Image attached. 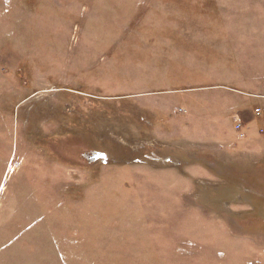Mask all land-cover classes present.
<instances>
[{
	"label": "rangeland",
	"instance_id": "obj_1",
	"mask_svg": "<svg viewBox=\"0 0 264 264\" xmlns=\"http://www.w3.org/2000/svg\"><path fill=\"white\" fill-rule=\"evenodd\" d=\"M236 83L264 94V0H0V264H264V160L231 156L246 189L198 141Z\"/></svg>",
	"mask_w": 264,
	"mask_h": 264
},
{
	"label": "crops",
	"instance_id": "obj_2",
	"mask_svg": "<svg viewBox=\"0 0 264 264\" xmlns=\"http://www.w3.org/2000/svg\"><path fill=\"white\" fill-rule=\"evenodd\" d=\"M204 89H212V92H214L213 95V100H212V109L214 110V105H215V101L214 100H218L219 104L218 107H221V103L223 102L224 105H226V107H228V111L227 113L230 114L232 113L235 115H238L240 117V119H236L234 121V131L236 133V125L239 123H243L245 125V130H247V137L244 140H239L237 137V133L235 135L234 139H231V141H226L225 140V136L221 135V131H219L220 135H216L213 137H207V135L203 134V131L197 134H201V136H198V141H201V149L200 151H204L203 149V145L204 144H210V147H217L219 149H221V151L219 152L221 155H225V156H229L230 153L231 154L227 160L225 158V160H220V156L217 155L218 157V164L219 167L216 169L218 171H222V170H230V166L232 164V160L230 159L231 156H233L234 154H237V151H242L243 147L246 145L247 147L250 146L249 151L250 155H260L261 158H259L260 160H264V154L258 153L253 151V147L252 146H256L258 144V142H262L264 144V125L262 128H259L257 125L254 124L255 120H256V116H255V110L258 109V107L260 109H264V94H255V93H250V88L249 86H247L246 84H241V83H236V85L234 86H230V85H217V86H212V87H203ZM202 88V89H203ZM235 95H240V96H245L246 98L244 100L241 101V99H236ZM214 101V102H213ZM221 101V102H220ZM211 102V101H210ZM207 103H203L202 105V111L204 114L207 110L208 107L210 106H206ZM220 111V110H219ZM202 113V114H203ZM203 118V115H202ZM261 131H263V134L261 133ZM215 141L212 143H209L208 141ZM206 142V143H204ZM218 142V143H217ZM239 142V143H238ZM262 143H259V145L262 147ZM200 144V143H199ZM243 144V145H241ZM225 146L223 148H220V146ZM249 145V146H248ZM264 146V145H263ZM255 150V149H254ZM239 152V153H240ZM254 152V153H253ZM237 156V155H236ZM214 154H213V159L214 158ZM257 159V160H259ZM216 163V160L214 161ZM199 163V162H198ZM201 164V163H199ZM226 166L229 167L228 169H226ZM201 167L204 168V164H201ZM213 168L212 170H214L213 172H215V168ZM168 169H174L172 167L168 168ZM206 169L208 170V168L206 167ZM175 170H177V173L179 169L175 168ZM203 170V169H201ZM180 171V170H179ZM218 178L220 179L221 176L219 175ZM185 179V178H184Z\"/></svg>",
	"mask_w": 264,
	"mask_h": 264
},
{
	"label": "trees",
	"instance_id": "obj_3",
	"mask_svg": "<svg viewBox=\"0 0 264 264\" xmlns=\"http://www.w3.org/2000/svg\"><path fill=\"white\" fill-rule=\"evenodd\" d=\"M236 163L237 162H235L234 164H231L230 170H228V171H237V172H239V175L237 173V175L233 179L231 177H229L230 181L232 180L235 183L236 186H243V187L245 186L246 189H247V186H254L253 181H255L257 186H262L260 181H258L255 178V176L257 175L256 174L257 170H258L255 166H253L252 164H247L246 166H239ZM226 172H225V174H226ZM250 174H252L253 179L249 178L248 175H250ZM246 195H248L247 192H245V196ZM260 195L264 196V191H262V193ZM263 201H264V199H263Z\"/></svg>",
	"mask_w": 264,
	"mask_h": 264
},
{
	"label": "built area",
	"instance_id": "obj_4",
	"mask_svg": "<svg viewBox=\"0 0 264 264\" xmlns=\"http://www.w3.org/2000/svg\"><path fill=\"white\" fill-rule=\"evenodd\" d=\"M262 109L258 108L255 110V116L256 117H261L262 116ZM236 133H237V137L239 140H244L246 139L247 137V133H246V130H245V125L239 123L236 125Z\"/></svg>",
	"mask_w": 264,
	"mask_h": 264
},
{
	"label": "water",
	"instance_id": "obj_5",
	"mask_svg": "<svg viewBox=\"0 0 264 264\" xmlns=\"http://www.w3.org/2000/svg\"><path fill=\"white\" fill-rule=\"evenodd\" d=\"M107 154L103 153V152H95L93 153L91 156H89L90 161H98V160H102L104 162H106L107 160Z\"/></svg>",
	"mask_w": 264,
	"mask_h": 264
}]
</instances>
